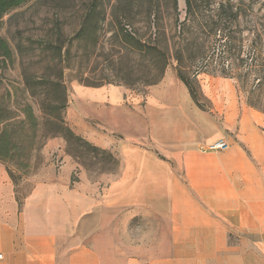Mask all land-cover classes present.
Returning <instances> with one entry per match:
<instances>
[{"label": "rangeland", "instance_id": "374dc122", "mask_svg": "<svg viewBox=\"0 0 264 264\" xmlns=\"http://www.w3.org/2000/svg\"><path fill=\"white\" fill-rule=\"evenodd\" d=\"M84 21L90 23L89 32L98 36L97 46L93 36L77 49L73 44L71 57H63L58 68H53L59 60L58 48L65 55ZM119 21H127L125 27L144 41L158 39L172 55L180 49L182 62L171 60L154 85L139 81L95 87L80 82L74 73L78 65L85 69L88 81L96 82L107 75L110 60L119 62L118 55L123 53L115 36L123 28ZM224 34L240 52V62L223 54ZM0 38L12 51L4 66L0 60L3 86L11 89V109L17 113L16 102L22 98L34 102L27 92L10 86L22 81L24 71L40 77L49 69L55 76L65 66L69 98L63 120L77 135L106 152L96 156L75 144H70V152L66 139L55 136L40 140L29 158L0 161L2 168L13 171L19 200L46 181L97 186L103 193L111 181L142 166L153 172L155 180H161L163 171L172 179L184 177V168L172 157L187 144L199 149L214 139L228 141L230 148L240 144L253 170L264 172V122L259 116L264 112L248 104V93L235 76L237 64L245 73L250 49L258 51L257 63L264 64V0H29L0 19ZM129 59L136 66L135 53L130 52ZM135 66L130 67L133 73ZM148 68L142 67L141 72ZM180 69L191 82L195 98L178 76ZM136 77L131 75V81ZM250 85L251 81L246 88ZM100 88L97 94L86 90ZM113 90L120 92L119 97L111 96ZM253 110L258 116L248 113ZM35 112L42 120L36 102ZM246 140L258 147L252 148Z\"/></svg>", "mask_w": 264, "mask_h": 264}, {"label": "crops", "instance_id": "0c3cea01", "mask_svg": "<svg viewBox=\"0 0 264 264\" xmlns=\"http://www.w3.org/2000/svg\"><path fill=\"white\" fill-rule=\"evenodd\" d=\"M216 141L172 157L184 177L142 166L103 193L46 181L19 200L0 166V264H264V172L240 144L201 151Z\"/></svg>", "mask_w": 264, "mask_h": 264}, {"label": "trees", "instance_id": "16d2710c", "mask_svg": "<svg viewBox=\"0 0 264 264\" xmlns=\"http://www.w3.org/2000/svg\"><path fill=\"white\" fill-rule=\"evenodd\" d=\"M29 0H0V19L11 10L20 7ZM188 3V1H187ZM118 8V7H117ZM124 11V10H123ZM127 22V21H126ZM126 22L119 21L123 25L120 32L115 36L119 38L122 44L123 53L118 55L117 63L110 60V68L107 70V75L96 82L88 81L85 69L82 65H78L75 69V78L87 86L99 87L107 83L117 84H134L143 82V85H154L158 83L164 76L165 71L171 60L175 59L179 63L182 62L183 53L180 49L171 51L163 47L157 40L150 39L144 41L136 31H129L125 26ZM90 23L82 22L80 30L70 39V47L66 50L65 55L58 48L56 55L59 60L53 66L58 68L62 63L63 57H71V46L76 44V49L83 45V42H88L92 36L94 38V46H97L98 36L90 33ZM98 23L92 25L97 26ZM97 29V28H96ZM96 29L94 31H96ZM226 39L222 44L223 54L227 58H231L234 62H240V52L233 48L232 42L227 35L222 36ZM85 44L84 48H87ZM130 52L135 53L138 57L136 71H130L132 62L129 59ZM84 54V53H83ZM82 55V54H81ZM12 56V51L8 43L0 38V60L3 66L6 61ZM77 56V53L76 55ZM249 56L251 62L244 68L243 74L237 69L235 76L242 83L244 90L248 93V104L264 112V64L257 63L259 57L256 49H250ZM82 63V62H81ZM3 66L1 68H3ZM148 66L146 72H141L142 67ZM139 68V70L137 69ZM49 69L43 71L40 77H36L31 73L24 71L23 79L18 85L11 84V88L22 92H27L29 99H21L17 101V113L11 109V89L9 86H3L0 75V161L8 163L18 158H29L33 151L37 149L40 140H45L50 137L62 136L68 143V151L71 152L70 144H75L78 148H85L94 155L106 153L97 146L91 144L83 137L77 135L63 120V112L67 107L69 98V89L66 85L64 74L65 66L59 67L55 76L51 75ZM135 74L136 79L131 81V75ZM178 76L188 85L191 95L195 98L196 93L189 79H186L185 74L180 69ZM144 80V81H142ZM251 81L250 89H247V84ZM1 89H4L3 91ZM35 102L38 104L39 110L42 112V120L36 115ZM110 159H114L112 154H108ZM8 172L13 179V171L8 169Z\"/></svg>", "mask_w": 264, "mask_h": 264}, {"label": "built area", "instance_id": "2783aa9c", "mask_svg": "<svg viewBox=\"0 0 264 264\" xmlns=\"http://www.w3.org/2000/svg\"><path fill=\"white\" fill-rule=\"evenodd\" d=\"M229 148V143L225 140H218L212 144L204 145L201 147V151H223ZM2 258V254H0V259Z\"/></svg>", "mask_w": 264, "mask_h": 264}]
</instances>
